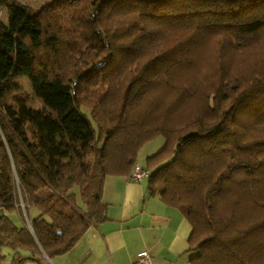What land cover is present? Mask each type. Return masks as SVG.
I'll return each instance as SVG.
<instances>
[{"label":"trees","instance_id":"trees-1","mask_svg":"<svg viewBox=\"0 0 264 264\" xmlns=\"http://www.w3.org/2000/svg\"><path fill=\"white\" fill-rule=\"evenodd\" d=\"M3 9L0 264L68 251L107 218L105 177L158 135L146 190L189 223L190 262L264 264V0Z\"/></svg>","mask_w":264,"mask_h":264},{"label":"crops","instance_id":"crops-1","mask_svg":"<svg viewBox=\"0 0 264 264\" xmlns=\"http://www.w3.org/2000/svg\"><path fill=\"white\" fill-rule=\"evenodd\" d=\"M146 185L147 178L107 175L101 193L107 218L88 227L68 251L41 264H135L141 251L149 253L151 264H192L189 223Z\"/></svg>","mask_w":264,"mask_h":264},{"label":"rangeland","instance_id":"rangeland-1","mask_svg":"<svg viewBox=\"0 0 264 264\" xmlns=\"http://www.w3.org/2000/svg\"><path fill=\"white\" fill-rule=\"evenodd\" d=\"M19 1L28 3L33 8H37L39 5H41L45 1L49 2V0H19ZM0 18L2 20H6V18H7V13L5 12L4 9L0 12ZM219 28L222 29V30H232V31H242L243 29H245L244 26H242V27H219ZM256 37L257 36L255 34L248 41H251V39L253 40ZM248 41L246 40V42H248ZM262 45H264V39L262 41ZM253 54H255V53L252 52V54H248L246 56V61L245 62H248L249 63L251 61L250 59H251V57H252ZM239 63H243V62H239ZM245 64H247V63H245ZM14 80L17 81L24 89H28V83H27V81L25 79H23V78H16ZM163 143H164V139L160 135H158V136L154 137L153 139H151L150 141L146 142L138 150L137 158H136L137 162L144 165L146 157L149 156V155H151V154H153V153H155L156 151H158L160 149V147L163 145ZM35 212H36V210L34 208H30L29 209L30 215L34 216V213ZM10 216H11V219L16 224L19 225V224L22 223L21 222V219L18 217V215H17L16 212H13L12 214H10ZM7 248L8 247H4V252L5 253H8V249ZM8 257H7V259H8ZM48 261H47L46 264H53L52 262H50V261L48 262ZM21 264H38V263L37 262H34V261H25V262H23Z\"/></svg>","mask_w":264,"mask_h":264},{"label":"built area","instance_id":"built-area-1","mask_svg":"<svg viewBox=\"0 0 264 264\" xmlns=\"http://www.w3.org/2000/svg\"><path fill=\"white\" fill-rule=\"evenodd\" d=\"M149 175V170L143 165L135 163L128 173V178L132 181H140L143 178H147ZM135 264H151L150 255L147 251H141L137 254Z\"/></svg>","mask_w":264,"mask_h":264}]
</instances>
